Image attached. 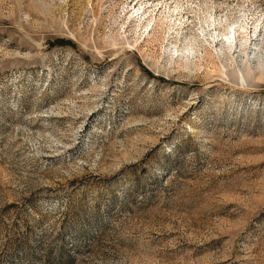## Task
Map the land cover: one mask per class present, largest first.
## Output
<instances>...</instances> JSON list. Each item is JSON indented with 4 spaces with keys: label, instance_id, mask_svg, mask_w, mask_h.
Segmentation results:
<instances>
[{
    "label": "rangeland",
    "instance_id": "374dc122",
    "mask_svg": "<svg viewBox=\"0 0 264 264\" xmlns=\"http://www.w3.org/2000/svg\"><path fill=\"white\" fill-rule=\"evenodd\" d=\"M0 264H264V0H0Z\"/></svg>",
    "mask_w": 264,
    "mask_h": 264
},
{
    "label": "bare ground",
    "instance_id": "6f19581e",
    "mask_svg": "<svg viewBox=\"0 0 264 264\" xmlns=\"http://www.w3.org/2000/svg\"><path fill=\"white\" fill-rule=\"evenodd\" d=\"M134 8V7H133ZM240 28H238V30H239ZM237 30V29H236ZM236 30H231L230 29V34H219V36L221 37V39H219V42H220V45L218 46L219 48L217 49V52L219 53V54H224L225 53V51H228V52H232L233 50H234V53H236V51H237V49H239L237 52L239 53V54H241L240 53V47H242V48H246L247 47V44L246 43H248V40H246L245 41V43L242 45V44H240L238 41H237V36H239V32L238 31H236ZM219 32V31H218ZM218 36V37H219ZM256 49H257V47H256ZM243 51V50H242ZM241 51V52H242ZM256 51V50H255ZM246 54V56H247V53H245ZM238 55V54H237ZM254 57L255 58H259L257 55H254ZM254 57H253V59H254ZM261 58V57H260ZM251 59V58H250ZM249 61V60H248ZM242 62V61H241Z\"/></svg>",
    "mask_w": 264,
    "mask_h": 264
}]
</instances>
